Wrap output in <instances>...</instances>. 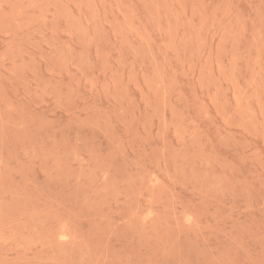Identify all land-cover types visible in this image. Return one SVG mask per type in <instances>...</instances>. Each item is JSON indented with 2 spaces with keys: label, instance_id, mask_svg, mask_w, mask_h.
Here are the masks:
<instances>
[{
  "label": "rangeland",
  "instance_id": "rangeland-1",
  "mask_svg": "<svg viewBox=\"0 0 264 264\" xmlns=\"http://www.w3.org/2000/svg\"><path fill=\"white\" fill-rule=\"evenodd\" d=\"M0 264H264V0H0Z\"/></svg>",
  "mask_w": 264,
  "mask_h": 264
}]
</instances>
